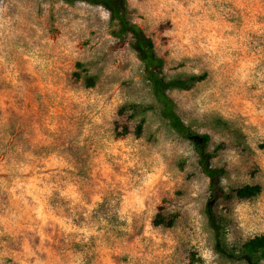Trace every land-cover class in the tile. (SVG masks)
<instances>
[{
    "label": "rangeland",
    "instance_id": "374dc122",
    "mask_svg": "<svg viewBox=\"0 0 264 264\" xmlns=\"http://www.w3.org/2000/svg\"><path fill=\"white\" fill-rule=\"evenodd\" d=\"M127 9L168 78L207 74L168 94L211 149L221 146L213 164L226 168L224 188L261 186L219 206L226 244L264 234V0H127ZM109 19L84 2L0 0V264H246L215 251L208 178ZM130 104L152 106L139 135V116L118 114Z\"/></svg>",
    "mask_w": 264,
    "mask_h": 264
},
{
    "label": "trees",
    "instance_id": "16d2710c",
    "mask_svg": "<svg viewBox=\"0 0 264 264\" xmlns=\"http://www.w3.org/2000/svg\"><path fill=\"white\" fill-rule=\"evenodd\" d=\"M68 4L84 2L92 6H99L106 9L110 14L113 35L119 40H126L128 37L133 49L143 64L144 79L147 81L157 110L160 116L165 119L168 126L181 138L188 140L193 148L196 157L198 170L208 178V197L205 204V214L208 225L214 234V249L221 256L232 261H244L246 264H261L264 259V234L256 235L237 247H229L225 242V230L227 221L221 213L219 206L232 198L241 200L250 199L261 191L259 184H244L231 190H226L221 183V178L226 174L224 166H216L213 159L218 155L220 145L211 149V138L207 132H197L187 124L177 111L174 100L169 96L171 89H188L195 83L206 78L205 72L200 74H189L168 78L164 73L165 60L158 55L153 38L132 22L128 15L127 0H63ZM79 65V63H77ZM79 76V74H76ZM86 84H94L93 76L87 78ZM152 109L150 105L130 104L120 107L118 114L121 115L130 111V118L139 116V121L134 132L139 135L142 132L145 118L144 112ZM215 127L231 130L229 122L222 117H213ZM127 127H123L120 133H127ZM264 148V143L260 145ZM164 219L157 213L153 223L159 225ZM172 225L173 221H168Z\"/></svg>",
    "mask_w": 264,
    "mask_h": 264
},
{
    "label": "bare ground",
    "instance_id": "6f19581e",
    "mask_svg": "<svg viewBox=\"0 0 264 264\" xmlns=\"http://www.w3.org/2000/svg\"><path fill=\"white\" fill-rule=\"evenodd\" d=\"M11 47H12V46H11ZM10 49H11V48H10ZM42 54H43V53H42ZM43 55H44V54H43ZM39 58H40V57H39ZM36 59H37V58H36ZM40 59H41V58H40ZM33 60H34V59H33ZM29 61H30V60H29ZM31 61H32V60H31ZM31 61H30V62H31ZM28 63H29V62H28ZM31 63H33V62H31ZM31 63H29V64H31ZM29 67H30V66H29ZM42 68H43V67H42ZM44 68H45V67H44ZM31 69H32V68H31ZM37 69H38V68H37ZM37 69H36V70H37ZM44 71H45V70H44ZM35 72H36V71H35ZM37 72H38V70H37ZM34 75H35V74H34ZM36 75H37V74H36ZM36 75H35V76H36ZM42 77H43V76H41V78H42ZM13 87H14V86H13ZM47 93H48V92H47ZM49 93H50V92H49ZM11 94H12V93H11Z\"/></svg>",
    "mask_w": 264,
    "mask_h": 264
}]
</instances>
